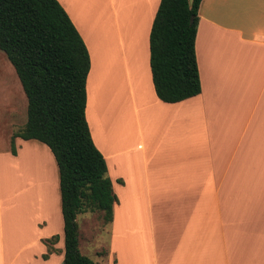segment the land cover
<instances>
[{
    "label": "crops",
    "instance_id": "crops-1",
    "mask_svg": "<svg viewBox=\"0 0 264 264\" xmlns=\"http://www.w3.org/2000/svg\"><path fill=\"white\" fill-rule=\"evenodd\" d=\"M55 1L87 50L84 118L116 198L104 238L89 231L79 253L99 264H264V0L200 1V91L172 104L156 98L148 65L159 0ZM15 113L0 122V174L39 194L20 217L0 205V264H61L56 165L33 140L14 138L10 153Z\"/></svg>",
    "mask_w": 264,
    "mask_h": 264
},
{
    "label": "trees",
    "instance_id": "trees-1",
    "mask_svg": "<svg viewBox=\"0 0 264 264\" xmlns=\"http://www.w3.org/2000/svg\"><path fill=\"white\" fill-rule=\"evenodd\" d=\"M200 1L159 0L148 35V65L162 103L180 102L200 91L194 55ZM0 51L26 100L25 123L12 132L10 153L15 154L14 138L48 148L58 175L61 264H94L78 251L75 219L97 212L103 224L110 223L116 198L84 118L87 50L55 0H0ZM56 239L41 241L47 253Z\"/></svg>",
    "mask_w": 264,
    "mask_h": 264
},
{
    "label": "rangeland",
    "instance_id": "rangeland-1",
    "mask_svg": "<svg viewBox=\"0 0 264 264\" xmlns=\"http://www.w3.org/2000/svg\"><path fill=\"white\" fill-rule=\"evenodd\" d=\"M23 104L25 105V101L23 99V94L21 92L17 78L9 62L7 61L6 57L0 51V122L2 121L4 122L5 119H8L11 108L12 110L13 108H15V111L17 113H15L14 116L15 119L18 121L17 122L18 125L16 126V129L20 128L25 120V109L23 108ZM7 180L8 179H6L5 176L3 177V175L0 174V205H1L3 218L7 215L8 211L10 212L12 211L13 215L15 214L19 217L22 216V214H29L34 208L35 204L37 203L36 200L38 198V195L36 196L35 193H38L37 192L38 190H34L33 194L31 195L32 189L29 185L31 183L30 182L28 183L26 181V178H23V176H21V174L19 173L12 174V181H14V183L12 184L13 186L12 190ZM26 182L28 184V189H26V191H23L22 188L24 185H26ZM16 188H19L20 190L19 197H24L21 198L22 200L20 201H18V198L17 197L15 198L13 194V190H16ZM10 199H12V203H13L10 206L11 210H9L7 207H3L5 205V202H8L9 204ZM76 224H77L78 240L79 238H81L83 239V241H86L85 239L88 238L90 233L89 231L93 232V234L95 235L96 233L99 232V234H97L99 235L98 236L99 238L97 237L95 238V241L97 242H100V239L104 238V234H103L104 225L101 221L100 214L93 213V214L78 215L76 217ZM54 245L55 243L52 244L51 246L52 252H56V250L53 248ZM93 246H96V244L95 245L93 244ZM89 248H91V245H89L88 249ZM82 254L87 256V258H89L94 264H99L98 260L95 259L93 256L91 255L88 256L85 253Z\"/></svg>",
    "mask_w": 264,
    "mask_h": 264
}]
</instances>
